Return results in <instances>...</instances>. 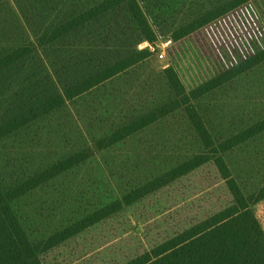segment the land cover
<instances>
[{"label":"rangeland","instance_id":"374dc122","mask_svg":"<svg viewBox=\"0 0 264 264\" xmlns=\"http://www.w3.org/2000/svg\"><path fill=\"white\" fill-rule=\"evenodd\" d=\"M101 1L0 2V58L27 45L32 48L30 55L0 70V127L65 94L137 49L149 47L153 52L135 67L1 138L0 182L5 188L87 147L105 166L119 195L126 193L177 165L195 147V134L184 110L112 147H98L101 139L174 96L164 70L174 67L192 90L264 49V0H249L181 39L175 38L180 28L223 0H138L156 34L154 42L145 39L129 7L120 5L55 41L42 43L43 34ZM169 39L173 42L164 46ZM161 50L166 52L164 59L158 55ZM244 83L228 84L199 103L209 112L211 129L219 136L264 115L262 104L251 103L264 95L259 90L248 91L244 97ZM257 143L227 154L235 174H242L247 193L264 185V146L257 147ZM91 169L89 165L77 170L79 176L73 177L78 191L59 201L56 211L62 210L60 203L84 207V174ZM213 169L205 166L53 251L42 253L45 264H121L190 221L220 210L231 197ZM47 191L38 190L20 203L24 207L36 204L35 213L42 219L41 214L53 213L50 206V210L42 207ZM253 208L264 226V200Z\"/></svg>","mask_w":264,"mask_h":264},{"label":"trees","instance_id":"16d2710c","mask_svg":"<svg viewBox=\"0 0 264 264\" xmlns=\"http://www.w3.org/2000/svg\"><path fill=\"white\" fill-rule=\"evenodd\" d=\"M248 1H221L180 28L175 38L181 39L190 35ZM120 5L129 7L145 39L154 42L156 34L138 0H103L43 34L40 39L43 44H48ZM31 52L32 48L27 45L1 57L0 70L27 57ZM152 53L149 47L137 49L108 68L79 82L65 94L32 108L2 125L0 139L135 67L151 57ZM163 76L174 96L112 135L101 139L98 147L100 150L112 147L184 110L190 120V131L195 134L196 141L192 138L193 145L197 148L194 147L177 165L135 185L121 195L105 166L92 157L87 147L9 188H5L0 182V264H45L42 253L53 251L96 225L126 211L127 207L164 191L205 166L214 168L216 178L219 176L218 179L227 187L231 197L229 204L205 218L190 221L177 233L121 264H264V226L253 208L264 200V185L247 193L242 174H235L234 164L227 156L229 152L246 144L255 145L257 141L259 145L257 143L256 146H264V115L240 126L233 133L219 136L214 128L211 129L209 112L199 104L215 91L241 80L247 83L242 88L244 97L248 91L259 90L264 95V49L192 90L187 89L172 66L164 70ZM237 95L241 96H234ZM251 103L264 106V96L253 98ZM89 165H92V169L84 174L83 182L84 207H68L60 203L63 208L56 211L58 207L60 209L58 202L63 198L67 199L69 192H75L74 177L79 176L77 170ZM68 176L70 180L67 179ZM38 190H48L46 204L42 207L50 210L47 208L50 206V212H53L49 215L41 214L42 219H39V213H35L36 204L24 207L20 203L23 198Z\"/></svg>","mask_w":264,"mask_h":264},{"label":"built area","instance_id":"2783aa9c","mask_svg":"<svg viewBox=\"0 0 264 264\" xmlns=\"http://www.w3.org/2000/svg\"><path fill=\"white\" fill-rule=\"evenodd\" d=\"M172 42H173V40H172V39H169V40H167V41L164 43V46H168V45H170ZM158 46H160V45L158 44ZM158 55H159V57H160L161 59H164L165 56H166V52H165L164 50H161V51L158 52Z\"/></svg>","mask_w":264,"mask_h":264}]
</instances>
